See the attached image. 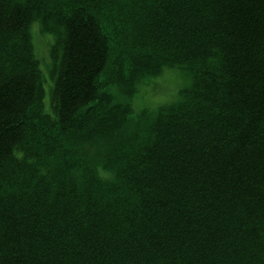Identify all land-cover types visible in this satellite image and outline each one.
Here are the masks:
<instances>
[{"label": "trees", "instance_id": "trees-1", "mask_svg": "<svg viewBox=\"0 0 264 264\" xmlns=\"http://www.w3.org/2000/svg\"><path fill=\"white\" fill-rule=\"evenodd\" d=\"M0 264H264V0H0Z\"/></svg>", "mask_w": 264, "mask_h": 264}, {"label": "rangeland", "instance_id": "rangeland-1", "mask_svg": "<svg viewBox=\"0 0 264 264\" xmlns=\"http://www.w3.org/2000/svg\"><path fill=\"white\" fill-rule=\"evenodd\" d=\"M31 31L35 54L41 60V70L44 75L45 110L47 113H51L54 61L51 57L50 47L54 44L55 39L52 35L41 33L40 21H35L32 24ZM191 84L192 77L188 72L175 67H166L159 75L149 77L139 85L138 92L132 101L133 111L135 114L144 109L156 111L161 105L178 99L180 91L190 87Z\"/></svg>", "mask_w": 264, "mask_h": 264}]
</instances>
